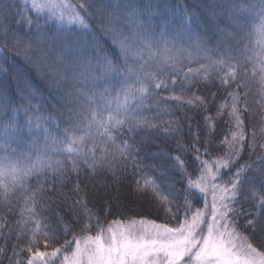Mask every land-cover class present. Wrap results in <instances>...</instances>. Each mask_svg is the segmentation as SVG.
<instances>
[{
    "label": "trees",
    "instance_id": "trees-1",
    "mask_svg": "<svg viewBox=\"0 0 264 264\" xmlns=\"http://www.w3.org/2000/svg\"><path fill=\"white\" fill-rule=\"evenodd\" d=\"M0 0V264L114 224L181 231L222 162L229 225L264 255V0Z\"/></svg>",
    "mask_w": 264,
    "mask_h": 264
},
{
    "label": "rangeland",
    "instance_id": "rangeland-1",
    "mask_svg": "<svg viewBox=\"0 0 264 264\" xmlns=\"http://www.w3.org/2000/svg\"><path fill=\"white\" fill-rule=\"evenodd\" d=\"M60 25H79L83 19L68 0H24ZM84 23V22H83ZM222 162L205 165L197 186L208 209L181 231L152 222L114 224L103 235L78 240L75 251L61 264H264L260 254L226 219V189L216 181ZM16 168L0 162V173ZM57 253H39L29 264H54Z\"/></svg>",
    "mask_w": 264,
    "mask_h": 264
}]
</instances>
